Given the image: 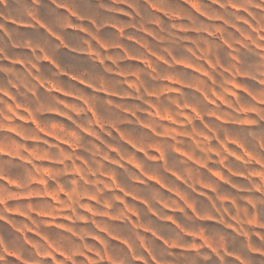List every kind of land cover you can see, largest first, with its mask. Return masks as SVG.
I'll list each match as a JSON object with an SVG mask.
<instances>
[{
	"label": "clouds",
	"instance_id": "clouds-1",
	"mask_svg": "<svg viewBox=\"0 0 264 264\" xmlns=\"http://www.w3.org/2000/svg\"><path fill=\"white\" fill-rule=\"evenodd\" d=\"M0 264H264V0H0Z\"/></svg>",
	"mask_w": 264,
	"mask_h": 264
}]
</instances>
